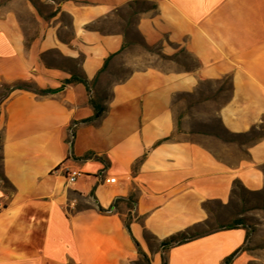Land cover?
<instances>
[{
	"label": "crops",
	"instance_id": "crops-1",
	"mask_svg": "<svg viewBox=\"0 0 264 264\" xmlns=\"http://www.w3.org/2000/svg\"><path fill=\"white\" fill-rule=\"evenodd\" d=\"M145 46L170 58L108 84ZM225 80L222 129L260 132L242 144L188 110ZM0 147V264H264V208L256 230L202 229L237 187L264 193V0H0Z\"/></svg>",
	"mask_w": 264,
	"mask_h": 264
},
{
	"label": "rangeland",
	"instance_id": "rangeland-1",
	"mask_svg": "<svg viewBox=\"0 0 264 264\" xmlns=\"http://www.w3.org/2000/svg\"><path fill=\"white\" fill-rule=\"evenodd\" d=\"M145 7V5L139 4L126 8L121 13H123L125 20L128 19L131 21L132 17L130 14ZM144 48L147 55H139L135 52L129 51L127 55L113 65L108 71V84L120 81L128 76L130 72L136 68L135 66L139 65L138 63L149 64L152 57H155L157 62L168 60L170 58L161 53V47L145 46ZM171 59L182 62L188 68L194 66L195 64L194 60L184 50H177L176 54L172 56ZM229 93L230 84L228 80L221 83H206L201 86L197 94L187 97L186 102L188 110L193 114L195 113L197 116L198 120L195 121V123H197V121L199 123L198 126L196 125L197 130L216 135L225 142H236L242 144L250 138H255L260 134V132L256 131L248 136H232L227 134L222 129L215 115V110L228 100ZM0 184L5 187L8 192H12L10 186L3 182L1 177ZM79 206L88 207L90 205L85 200L81 199ZM263 208L264 193L253 195L245 192L241 187H237L233 199L228 207L223 209H214L215 214L219 215V219H210L206 225L202 226V229H206L208 227L213 228L216 226L224 227L239 223L256 230L262 220L260 219V211ZM136 264H146V262L143 259H140Z\"/></svg>",
	"mask_w": 264,
	"mask_h": 264
},
{
	"label": "trees",
	"instance_id": "trees-1",
	"mask_svg": "<svg viewBox=\"0 0 264 264\" xmlns=\"http://www.w3.org/2000/svg\"><path fill=\"white\" fill-rule=\"evenodd\" d=\"M107 65H108V61L105 63V66L103 67V71L106 69ZM73 81H84V82H86L85 79L76 78V77H73L72 79L68 80V82H73ZM76 124H73L71 126V130H73V131H71V135L74 134V126H76ZM0 150H1V147H0ZM0 177L3 180V182H5L8 186H10V188L12 189V191H14V188L11 186V184L9 183V181L7 180V178L4 176V174L2 173V170L0 172ZM97 208L99 210H101V211H105L100 206H97ZM239 225L240 224L237 223L235 225H230L228 227H230V228H236ZM125 226L127 227L128 231H130V221L129 220H126L125 221ZM201 234H203V233H201L198 230H195L193 232L192 231H187V232L181 233L179 235H175V236L170 237L169 239H167L163 243V245L169 246V245H173V244H181V243H184L186 241H189V240H191V239H193V238H195L197 236H200ZM139 251H140L141 259H143L146 262V264H149V261H148L147 257L145 256V254H143V252L140 249H139Z\"/></svg>",
	"mask_w": 264,
	"mask_h": 264
},
{
	"label": "built area",
	"instance_id": "built-area-1",
	"mask_svg": "<svg viewBox=\"0 0 264 264\" xmlns=\"http://www.w3.org/2000/svg\"><path fill=\"white\" fill-rule=\"evenodd\" d=\"M81 172L80 171H69L67 170L66 172V179L68 184H74L76 182V180L81 176ZM116 181L115 178H111L109 179L110 183H114Z\"/></svg>",
	"mask_w": 264,
	"mask_h": 264
},
{
	"label": "bare ground",
	"instance_id": "bare-ground-1",
	"mask_svg": "<svg viewBox=\"0 0 264 264\" xmlns=\"http://www.w3.org/2000/svg\"><path fill=\"white\" fill-rule=\"evenodd\" d=\"M102 199V198H101ZM103 201V200H102Z\"/></svg>",
	"mask_w": 264,
	"mask_h": 264
}]
</instances>
